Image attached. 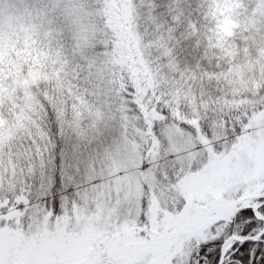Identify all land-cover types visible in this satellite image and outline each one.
Masks as SVG:
<instances>
[{
	"label": "rangeland",
	"instance_id": "374dc122",
	"mask_svg": "<svg viewBox=\"0 0 264 264\" xmlns=\"http://www.w3.org/2000/svg\"><path fill=\"white\" fill-rule=\"evenodd\" d=\"M64 1L77 26L76 47L86 55L89 103L86 112L73 103L59 113L80 138L68 137L67 150L59 151L56 211L57 193L31 197L28 190L53 186L44 175L43 163L52 158L42 146L47 137L40 121L30 120L39 104L30 89L25 113L0 131V264H190L197 243L227 239L233 211L258 207L264 196H250L264 193V38L249 60L214 78L218 96L203 93L196 102L194 90L160 76L167 67L160 56L148 63L153 44L137 27L140 1ZM256 1L246 26L262 37L264 0ZM101 37H109L111 55L88 49ZM126 47L136 59L139 111L130 105L136 97H124L115 83L116 68L128 66ZM164 105L179 119L172 122ZM95 133L97 143L86 146L84 138ZM13 137L32 146L29 152H14Z\"/></svg>",
	"mask_w": 264,
	"mask_h": 264
},
{
	"label": "trees",
	"instance_id": "16d2710c",
	"mask_svg": "<svg viewBox=\"0 0 264 264\" xmlns=\"http://www.w3.org/2000/svg\"><path fill=\"white\" fill-rule=\"evenodd\" d=\"M77 1L82 3V0ZM136 1L142 3L137 27H143L145 40L153 44L154 59L149 58L148 63L157 64L159 61L154 60L160 56L161 61L167 64L163 69L165 74L160 76L172 77L183 89L194 90L193 101H202L203 93L209 99L218 96L214 78L223 77L232 67L249 60L262 45L264 36L261 29L258 34L262 37H256L253 29L246 26L256 0ZM68 8L64 0H0V131L12 128L19 114L25 113L28 105L26 90L30 89L39 102L37 112L36 106L29 111L30 120L37 118L40 130L47 137V143L42 146L46 156L52 158L46 157L43 163L47 171L44 175L51 177L53 186L38 189L36 185H30L28 190L31 197L34 192H43L48 196L57 193L52 197L55 211L62 199L59 196V185L62 183L58 172L61 149L67 150L68 137L80 138L75 131L68 130L62 124L59 113L67 111L73 103H78L76 110L86 112L84 108L89 103L87 91L93 86L88 76L89 70L83 66V63L86 65V55L78 51L75 44L77 26ZM120 20L123 21V17ZM122 37L125 45L126 38ZM108 41L109 37H101L88 49L93 53L100 52L101 57L111 55L112 47ZM126 52L128 66L121 71V66L116 68L115 83L124 97H136L130 101V105L139 111L136 59L128 47ZM54 71L59 76H55ZM75 90L76 94H72L71 91ZM189 102L188 99H181L180 104L188 105ZM162 111L172 122L179 119L172 115L168 106L164 105ZM185 111L189 113L188 117H192L190 110ZM87 122L88 119L83 118L82 124L86 125ZM140 123L148 130L145 121ZM158 126L156 124L153 130L159 132ZM95 135L88 139L83 137L84 144H90L92 148L98 141ZM22 146L23 141L13 137L14 152L22 148L29 152L32 147ZM30 154L32 157L37 155L35 146ZM144 159L147 160L146 156ZM71 165H75L73 160ZM53 166L55 169L51 172ZM33 183L37 182L33 180ZM74 183L72 181L68 185ZM259 212L264 217V203L259 206ZM261 224L263 220L256 216L251 207L240 204L232 213L228 231L253 235ZM222 242V238H212L197 243L189 263L217 264ZM224 264H264V235L257 240L234 243L227 252Z\"/></svg>",
	"mask_w": 264,
	"mask_h": 264
},
{
	"label": "water",
	"instance_id": "95a60500",
	"mask_svg": "<svg viewBox=\"0 0 264 264\" xmlns=\"http://www.w3.org/2000/svg\"><path fill=\"white\" fill-rule=\"evenodd\" d=\"M257 196V195H254ZM254 210H256V208L254 207ZM264 234V228L261 232L255 234V235H251V236H240L237 234H233L230 237H228L226 239V241L223 242L222 246H221V251H220V257L218 260L217 264H223L225 261V256H226V252L228 250V248L236 241H251V240H256L259 239L262 235Z\"/></svg>",
	"mask_w": 264,
	"mask_h": 264
}]
</instances>
